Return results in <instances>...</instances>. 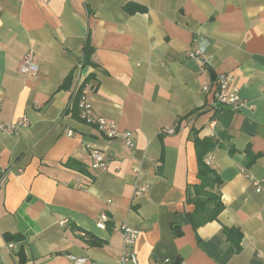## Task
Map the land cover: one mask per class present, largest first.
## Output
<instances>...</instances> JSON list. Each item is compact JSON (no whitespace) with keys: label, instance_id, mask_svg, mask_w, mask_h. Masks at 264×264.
Segmentation results:
<instances>
[{"label":"crops","instance_id":"obj_1","mask_svg":"<svg viewBox=\"0 0 264 264\" xmlns=\"http://www.w3.org/2000/svg\"><path fill=\"white\" fill-rule=\"evenodd\" d=\"M86 42L93 112L131 131V150L80 117ZM29 50L37 70L22 74ZM218 72L247 105L214 108L202 85ZM0 99V121L30 122L0 132V264H115L121 224L138 230V264H264V192L253 185L264 180V0H0ZM195 138L215 143L204 160L223 204L197 227Z\"/></svg>","mask_w":264,"mask_h":264},{"label":"built area","instance_id":"obj_2","mask_svg":"<svg viewBox=\"0 0 264 264\" xmlns=\"http://www.w3.org/2000/svg\"><path fill=\"white\" fill-rule=\"evenodd\" d=\"M205 51V47L203 45L192 49L188 56L191 58H199ZM86 60L83 57L78 64V82L75 88V96H76V106L79 110V114L81 119L87 123L94 125L101 134L108 138L119 137L123 140L128 149H132L134 147V140L132 136V132L125 130L120 131L117 128V125L113 121H109L101 116H96L93 112V107L91 101L87 97V86H86ZM37 67L34 63V54L32 50H29L25 56L23 57L20 65L19 72L22 74H29L36 72ZM231 82V76L226 72H218L214 75L212 80L208 83L202 85L203 90H208L212 88L213 93V105L214 108L218 109H229L236 110L240 107L247 105V102L241 100L236 92V90L229 88V83ZM1 106V99H0ZM29 120L26 117H23L20 120H17L12 123H3L0 121V132L5 135H11L16 130L21 127H26L29 125ZM167 131L173 132V129H168ZM91 157V166L93 168H106V160L103 156V153L99 149H91L90 150ZM137 171V168L134 169ZM254 190L256 192H264V180L257 181L253 180ZM150 186V182L148 180L137 182L134 186V193L140 194L146 192ZM110 202V200H108ZM108 217L105 213H101L99 215V219L96 223L98 228L104 229L105 222ZM119 231L122 235V249L119 253V257L115 264H138L137 258L134 252V245L137 239L138 230L129 226L128 224H121L119 226ZM82 236L85 234L80 232ZM9 247H13V243L8 244ZM68 264H95L87 257H79L74 255H67ZM155 264H183L181 262L173 263L170 258H164L160 262H156Z\"/></svg>","mask_w":264,"mask_h":264},{"label":"trees","instance_id":"obj_3","mask_svg":"<svg viewBox=\"0 0 264 264\" xmlns=\"http://www.w3.org/2000/svg\"><path fill=\"white\" fill-rule=\"evenodd\" d=\"M86 64L89 62L92 50L88 48L87 42L84 45ZM214 75L212 74V78ZM230 113L231 110L223 109ZM195 147L198 155V179L199 183L194 185V195L187 201L194 205L192 212L187 216L193 227L200 226L209 221L215 220L223 209L217 187L221 180L217 173L208 166L204 160V155L215 145L210 138H195ZM250 162V161H249ZM240 236V235H239ZM88 245H98L100 241L89 235L82 236Z\"/></svg>","mask_w":264,"mask_h":264}]
</instances>
